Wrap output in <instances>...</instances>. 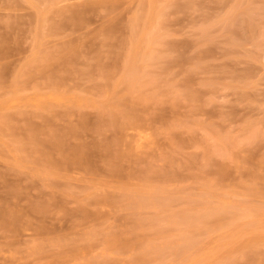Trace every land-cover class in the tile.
Here are the masks:
<instances>
[{"label": "rangeland", "instance_id": "1", "mask_svg": "<svg viewBox=\"0 0 264 264\" xmlns=\"http://www.w3.org/2000/svg\"><path fill=\"white\" fill-rule=\"evenodd\" d=\"M0 264H264V0H0Z\"/></svg>", "mask_w": 264, "mask_h": 264}]
</instances>
